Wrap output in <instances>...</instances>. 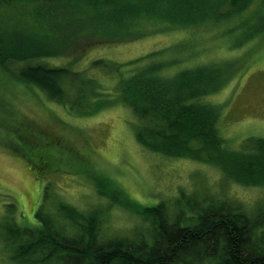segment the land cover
I'll return each instance as SVG.
<instances>
[{"label":"trees","instance_id":"1","mask_svg":"<svg viewBox=\"0 0 264 264\" xmlns=\"http://www.w3.org/2000/svg\"><path fill=\"white\" fill-rule=\"evenodd\" d=\"M256 2L0 0V67L71 110L94 114L113 94L85 72L67 65L51 67L47 59L93 44L201 26L223 28L227 39L246 27L243 40H249L264 34V16L251 22L264 10V0ZM252 4L256 7L248 14ZM233 21L236 25H229ZM187 49L185 43L160 49L139 58H145L141 65L138 60L127 68L105 60L93 65L117 73L119 95L141 122H147L141 123L137 135L145 148L208 162L243 186H264V138L248 141L246 150L230 149L219 130L217 107L204 99L225 85L228 69L210 63L182 65ZM175 66V73L166 74ZM65 85H70V93ZM34 176L40 179L36 171ZM127 200L124 207L151 223L149 234L105 238L104 217L98 211L84 213L60 205L53 217L38 209L35 226L6 225L8 264H264V211L250 216L242 205L223 201L194 210L190 219H172L164 204L145 207ZM187 221L192 224L184 225Z\"/></svg>","mask_w":264,"mask_h":264},{"label":"rangeland","instance_id":"2","mask_svg":"<svg viewBox=\"0 0 264 264\" xmlns=\"http://www.w3.org/2000/svg\"><path fill=\"white\" fill-rule=\"evenodd\" d=\"M262 16L264 10L251 22ZM237 30L226 36L229 40L219 27L158 31L47 59L51 67L67 65L85 72L113 94L110 103L88 115L0 67V264L9 262L6 225L33 227L38 209L53 217L60 205L98 211L104 217L105 238L130 239L149 234L152 225L123 206L127 199L145 207L164 204L172 219H190L194 210L223 201L242 205L250 216L264 211V186H243L208 162L166 156L141 145L138 131L147 122L119 95L117 73L93 65L99 60L125 67L139 60L141 65L145 58H139L149 53L187 44L188 59L182 65L210 63L228 69L225 85L204 99L218 109L226 145L246 150L248 141L264 138V34L243 40L246 27ZM177 70L175 66L166 74ZM65 86L69 90L70 85ZM81 170L88 172L79 174Z\"/></svg>","mask_w":264,"mask_h":264}]
</instances>
